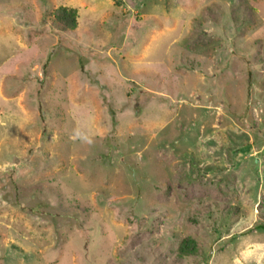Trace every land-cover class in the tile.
Instances as JSON below:
<instances>
[{
    "label": "rangeland",
    "instance_id": "obj_1",
    "mask_svg": "<svg viewBox=\"0 0 264 264\" xmlns=\"http://www.w3.org/2000/svg\"><path fill=\"white\" fill-rule=\"evenodd\" d=\"M0 264H264V0H0Z\"/></svg>",
    "mask_w": 264,
    "mask_h": 264
},
{
    "label": "trees",
    "instance_id": "obj_2",
    "mask_svg": "<svg viewBox=\"0 0 264 264\" xmlns=\"http://www.w3.org/2000/svg\"><path fill=\"white\" fill-rule=\"evenodd\" d=\"M51 22L58 32L72 33L77 26V10L67 5H58L51 12ZM197 242L191 236L184 237L177 253L180 256L196 253Z\"/></svg>",
    "mask_w": 264,
    "mask_h": 264
},
{
    "label": "clouds",
    "instance_id": "obj_3",
    "mask_svg": "<svg viewBox=\"0 0 264 264\" xmlns=\"http://www.w3.org/2000/svg\"><path fill=\"white\" fill-rule=\"evenodd\" d=\"M75 135L77 137L81 138L82 140H85L87 143H91L92 142L90 138H88L86 136H81V134L78 131L75 133Z\"/></svg>",
    "mask_w": 264,
    "mask_h": 264
}]
</instances>
